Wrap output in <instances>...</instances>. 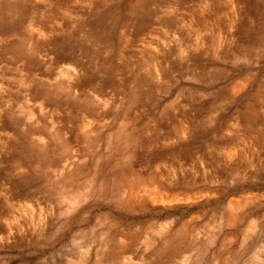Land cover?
<instances>
[{
    "label": "rangeland",
    "instance_id": "rangeland-1",
    "mask_svg": "<svg viewBox=\"0 0 264 264\" xmlns=\"http://www.w3.org/2000/svg\"><path fill=\"white\" fill-rule=\"evenodd\" d=\"M0 264H264V0H0Z\"/></svg>",
    "mask_w": 264,
    "mask_h": 264
},
{
    "label": "bare ground",
    "instance_id": "bare-ground-1",
    "mask_svg": "<svg viewBox=\"0 0 264 264\" xmlns=\"http://www.w3.org/2000/svg\"><path fill=\"white\" fill-rule=\"evenodd\" d=\"M163 255V254H162ZM160 256V255H159Z\"/></svg>",
    "mask_w": 264,
    "mask_h": 264
}]
</instances>
